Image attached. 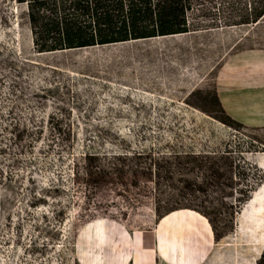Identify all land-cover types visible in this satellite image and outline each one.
I'll return each instance as SVG.
<instances>
[{"label":"rangeland","instance_id":"rangeland-1","mask_svg":"<svg viewBox=\"0 0 264 264\" xmlns=\"http://www.w3.org/2000/svg\"><path fill=\"white\" fill-rule=\"evenodd\" d=\"M256 1L205 3L183 36L39 54L26 7L0 0V264H79L90 222L178 210L210 226L203 264H257L264 129L215 103L228 58L264 49V16L234 25Z\"/></svg>","mask_w":264,"mask_h":264},{"label":"crops","instance_id":"crops-1","mask_svg":"<svg viewBox=\"0 0 264 264\" xmlns=\"http://www.w3.org/2000/svg\"><path fill=\"white\" fill-rule=\"evenodd\" d=\"M215 94L230 119L245 128L264 129V49L229 57L218 72ZM80 238L79 264H203L212 246L210 226L189 210L174 211L149 230L93 221Z\"/></svg>","mask_w":264,"mask_h":264},{"label":"trees","instance_id":"trees-1","mask_svg":"<svg viewBox=\"0 0 264 264\" xmlns=\"http://www.w3.org/2000/svg\"><path fill=\"white\" fill-rule=\"evenodd\" d=\"M26 7L34 49L39 54L89 49L187 35L198 31L189 18L206 13L213 0H15ZM246 20L264 16V0L256 1ZM230 26V25H228ZM215 103L227 125L241 126ZM249 199L246 196L245 201ZM257 264H264V250Z\"/></svg>","mask_w":264,"mask_h":264},{"label":"bare ground","instance_id":"bare-ground-1","mask_svg":"<svg viewBox=\"0 0 264 264\" xmlns=\"http://www.w3.org/2000/svg\"><path fill=\"white\" fill-rule=\"evenodd\" d=\"M256 24V23H255ZM178 36H183V35H177V36H175L174 35V37H178ZM161 39H163V38H161ZM150 40V39H149ZM155 40H157V39H155ZM137 42H139V41H137ZM110 46H112V45H110ZM104 47H107V46H104ZM71 51H73V50H71ZM47 54H49V53H47ZM264 154V153H263ZM262 245V247H264V239H263V242L261 243Z\"/></svg>","mask_w":264,"mask_h":264},{"label":"water","instance_id":"water-1","mask_svg":"<svg viewBox=\"0 0 264 264\" xmlns=\"http://www.w3.org/2000/svg\"><path fill=\"white\" fill-rule=\"evenodd\" d=\"M62 52H64V51H62Z\"/></svg>","mask_w":264,"mask_h":264}]
</instances>
